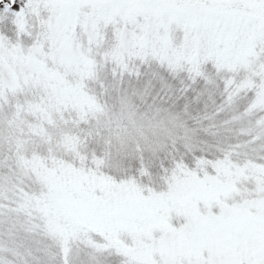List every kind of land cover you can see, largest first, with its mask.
<instances>
[{"label": "snow or ice", "instance_id": "6c2138e0", "mask_svg": "<svg viewBox=\"0 0 264 264\" xmlns=\"http://www.w3.org/2000/svg\"><path fill=\"white\" fill-rule=\"evenodd\" d=\"M0 264H264V0H0Z\"/></svg>", "mask_w": 264, "mask_h": 264}]
</instances>
